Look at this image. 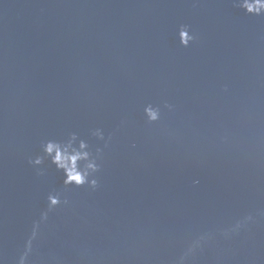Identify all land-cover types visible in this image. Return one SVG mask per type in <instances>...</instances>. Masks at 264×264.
<instances>
[{"label": "water", "instance_id": "95a60500", "mask_svg": "<svg viewBox=\"0 0 264 264\" xmlns=\"http://www.w3.org/2000/svg\"><path fill=\"white\" fill-rule=\"evenodd\" d=\"M242 3L0 0V264H264V14Z\"/></svg>", "mask_w": 264, "mask_h": 264}, {"label": "clouds", "instance_id": "9594fccd", "mask_svg": "<svg viewBox=\"0 0 264 264\" xmlns=\"http://www.w3.org/2000/svg\"><path fill=\"white\" fill-rule=\"evenodd\" d=\"M243 7L248 13L261 15L264 14V0H243V3L240 5ZM150 119H157L158 114L151 110H146ZM72 139H75V135L72 136ZM87 145L84 142H81L80 148H85ZM71 142L67 145H64L57 141L49 140L44 143L43 150L45 155L51 157V161L53 164L57 166L58 169H63L65 172V183H74L77 186H82L84 184L89 183L88 175L89 169L92 171H98L99 167L95 163L86 164L85 168L81 169L78 167L77 161L79 160H87L88 153L81 152L75 148H71ZM29 163H33V161H29ZM34 163H42V158L37 157ZM97 184L96 180L91 181V185L95 187ZM53 204L59 203L57 199L52 200Z\"/></svg>", "mask_w": 264, "mask_h": 264}]
</instances>
